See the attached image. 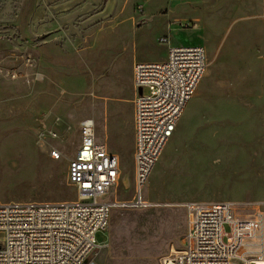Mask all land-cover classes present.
Returning <instances> with one entry per match:
<instances>
[{
    "label": "rangeland",
    "instance_id": "374dc122",
    "mask_svg": "<svg viewBox=\"0 0 264 264\" xmlns=\"http://www.w3.org/2000/svg\"><path fill=\"white\" fill-rule=\"evenodd\" d=\"M177 46L204 47L208 66L143 189L159 206L136 207L133 65ZM88 118L121 163L97 264H164L185 202L264 204V0H0V202L76 199Z\"/></svg>",
    "mask_w": 264,
    "mask_h": 264
},
{
    "label": "built area",
    "instance_id": "2783aa9c",
    "mask_svg": "<svg viewBox=\"0 0 264 264\" xmlns=\"http://www.w3.org/2000/svg\"><path fill=\"white\" fill-rule=\"evenodd\" d=\"M207 66L201 46L170 47L165 61L134 64V206H159L144 198L143 189ZM79 135L68 166L76 199L0 202V264H97L89 258L101 247L96 234L107 230L119 205L105 198L118 183L121 163L97 140L94 119L81 123ZM48 136L58 138L52 131ZM49 154L54 161L63 158L56 147ZM181 206L183 249L164 264H264L263 203L188 201Z\"/></svg>",
    "mask_w": 264,
    "mask_h": 264
},
{
    "label": "crops",
    "instance_id": "0c3cea01",
    "mask_svg": "<svg viewBox=\"0 0 264 264\" xmlns=\"http://www.w3.org/2000/svg\"><path fill=\"white\" fill-rule=\"evenodd\" d=\"M137 63V62H136ZM135 64V63H134ZM134 66V65H133ZM133 71V70H132ZM133 81H134V79H133ZM135 96H136V90H135ZM135 96H134V98H135ZM133 101H134V99H133ZM133 128H134V106H133ZM101 143H103V142H101ZM105 144V143H104ZM106 145V144H105ZM107 146V145H106ZM107 148H108V146H107ZM134 148H135V136H134ZM108 150H109V148H108ZM110 151V150H109ZM111 153H114V152H112V151H110ZM114 154H116L118 157H119V155L117 154V153H114ZM120 158V157H119Z\"/></svg>",
    "mask_w": 264,
    "mask_h": 264
}]
</instances>
